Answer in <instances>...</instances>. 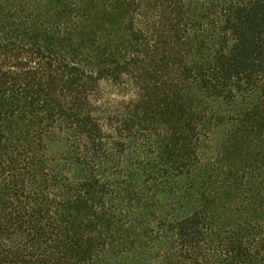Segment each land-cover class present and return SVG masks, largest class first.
Returning a JSON list of instances; mask_svg holds the SVG:
<instances>
[{"label": "trees", "instance_id": "16d2710c", "mask_svg": "<svg viewBox=\"0 0 264 264\" xmlns=\"http://www.w3.org/2000/svg\"><path fill=\"white\" fill-rule=\"evenodd\" d=\"M115 248L264 264V0H0V264Z\"/></svg>", "mask_w": 264, "mask_h": 264}, {"label": "rangeland", "instance_id": "374dc122", "mask_svg": "<svg viewBox=\"0 0 264 264\" xmlns=\"http://www.w3.org/2000/svg\"><path fill=\"white\" fill-rule=\"evenodd\" d=\"M222 140L223 139H222V135H221V131H220L218 134H216L214 136V139L212 140V142L210 141V143H208V145L205 146L206 153H207L206 156L208 158L210 157V155L214 151L220 149L219 147L222 144V142H221ZM133 211L136 212V209H134L131 205H129V206H127L126 210L124 211V215L125 216L128 215V218H131ZM123 244H122V246H123ZM120 249L115 248L114 250H112L110 252V258L107 257L108 261L105 262V260H104L105 264H131L132 253H130V251H128V252H125L122 254Z\"/></svg>", "mask_w": 264, "mask_h": 264}]
</instances>
